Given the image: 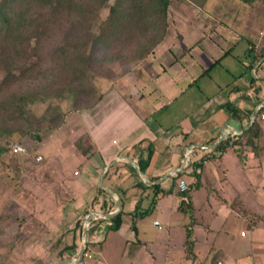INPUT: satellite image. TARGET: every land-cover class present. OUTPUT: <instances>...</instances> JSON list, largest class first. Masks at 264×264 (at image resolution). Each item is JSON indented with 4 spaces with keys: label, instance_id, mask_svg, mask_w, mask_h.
I'll list each match as a JSON object with an SVG mask.
<instances>
[{
    "label": "crops",
    "instance_id": "obj_1",
    "mask_svg": "<svg viewBox=\"0 0 264 264\" xmlns=\"http://www.w3.org/2000/svg\"><path fill=\"white\" fill-rule=\"evenodd\" d=\"M209 3L210 0H173L167 34L154 51L109 82L105 95L94 106L66 115L56 133L43 140L37 158L44 163L32 172L30 169L28 182L22 183L29 213L27 242L20 243L16 250L25 252V264L174 262L176 256L166 230L156 237L149 235L146 228L141 230L142 217L136 219V232L131 227L134 210L148 207L153 195L151 187L144 189L137 184L142 179L150 186L151 178L159 177L154 183L168 189L173 183L170 173L187 160L175 189L162 195L153 210L159 215L152 225L161 229L155 221L170 223L173 207L179 208V181H195L194 167L211 153L213 144L238 138L253 123L256 109L264 102V56L256 58L260 55L255 46L264 24V4L242 0H214L216 4L210 6ZM256 86L263 98L259 104ZM227 103L244 111L254 108V114L234 118L225 107ZM213 139L215 142L210 143ZM149 146L153 155L143 173L138 161L140 156L147 157ZM261 147L259 166L253 163L249 147L244 161L232 147L222 154L217 152L213 160L206 159L199 189L212 193L213 187H222L230 198L236 194V200L243 187L235 181L250 183L253 190L247 189L249 194L256 202H263L264 143ZM22 154L27 155L28 151ZM30 167L32 163L27 162V169ZM167 174L170 175L165 177ZM116 199L124 210L121 227L109 229L113 216H94L88 224L86 250L80 258L86 216L111 212L117 207ZM230 211L227 218L232 215ZM242 212L241 209L238 213ZM249 220L250 234L244 246L246 261L239 262L236 252L241 247L229 232L227 239L233 247L224 257L218 253L226 249L220 235L210 246L209 255L216 253V264H264L260 251L264 243L263 220ZM202 225L197 220L194 226L195 244L203 240V235L196 236L195 229ZM131 246H135L132 257ZM16 260V254L10 255L1 264H15ZM193 264L206 263L198 259Z\"/></svg>",
    "mask_w": 264,
    "mask_h": 264
},
{
    "label": "rangeland",
    "instance_id": "obj_2",
    "mask_svg": "<svg viewBox=\"0 0 264 264\" xmlns=\"http://www.w3.org/2000/svg\"><path fill=\"white\" fill-rule=\"evenodd\" d=\"M211 4L216 3L210 0L209 6ZM12 7L13 11L10 13L13 20L21 16L26 21L21 28L11 31L0 20V264L7 261L10 255L15 254L17 255L15 264H25L23 256L25 252L16 250L20 243L27 242L25 230L29 213L24 202L26 198L22 196L24 189L22 183L28 182L30 169L32 172L34 167L38 168L44 163L37 158L41 154L43 140L58 130L48 126L47 110L51 106L59 105L63 112L71 113L70 101L57 95L66 83L61 78H57L55 73L60 69L56 66L58 49L66 44V33L78 16L74 11L64 7L55 12L51 5L38 0H14ZM174 13L171 12V17L175 16ZM103 14V16L108 14L107 9ZM138 38L139 36L124 37L125 47L121 59L105 63L99 69L104 72L111 70L120 77L139 64L142 60H137L135 57ZM255 46L258 55L264 56V24ZM263 67H260L259 71H262ZM107 82L105 78L99 82L102 90L107 89L109 84ZM83 96L89 98L91 94L86 91L83 92ZM263 115L264 112L260 116L262 123V131L258 139L260 146L264 143ZM15 144L25 146L28 154L13 152ZM253 160L255 165L261 164L259 158L254 157ZM27 162H31L33 167L27 169ZM236 183H240L241 188L243 187L239 199L234 200L236 194L231 193V198L228 193L225 195L222 187H213L212 193L204 188L196 189L193 191V211L185 213L173 207L171 222H164L165 224L160 222L161 229L153 227L152 222L158 217L159 212L152 211L142 217L141 230L146 228L153 237L163 234L166 230L171 241V251L176 256L172 264H193L198 259H204L206 264H216L215 252L209 255L210 246L214 238L220 235L221 243L226 249L218 253L220 257H224L233 247L228 240L230 232L241 247L236 252L239 254L237 258L239 262H244L248 258L244 246L250 234L249 217L262 219L264 228V199L263 202H256L253 199L249 190L247 191L253 188L250 183L235 181ZM144 199L147 200L146 196ZM232 205L235 207L233 208ZM241 209L243 212L247 209L253 213L248 214L249 217L240 215L238 212H241ZM229 210H231L229 214L232 215L227 218ZM197 220L202 221L203 225L195 228L196 236L203 235V240L199 238L202 242L194 244V249L199 255L197 253L195 260H192L186 257L184 248L187 238L185 224ZM208 228L210 231H207ZM242 232L247 236H243ZM134 247H130V257L135 254ZM260 251L264 254V243Z\"/></svg>",
    "mask_w": 264,
    "mask_h": 264
},
{
    "label": "trees",
    "instance_id": "obj_3",
    "mask_svg": "<svg viewBox=\"0 0 264 264\" xmlns=\"http://www.w3.org/2000/svg\"><path fill=\"white\" fill-rule=\"evenodd\" d=\"M14 0H0V20L9 30L21 28L25 19L13 20L11 11H13L12 2ZM49 4L53 10L59 11L62 7L69 11L77 13L78 19L71 24L66 33V44L58 50L59 54L57 65L60 69L55 73L57 78H61L66 86L60 90L57 95L66 98L71 103L70 111H78L94 106L105 95V90L101 89L99 82L102 79L111 82L119 77L113 71H101L99 68L109 62H116L122 57V50L125 47L124 37L133 38L139 36L135 47V57L137 60L145 59L151 54L157 45L165 38L169 28V8L173 0H38ZM204 1V0H203ZM248 4L258 1L264 3V0H242ZM108 14L103 16L104 10ZM69 47L71 49H69ZM118 50V51H115ZM253 53L255 48L253 46ZM263 57L257 56L256 58ZM254 65V62H253ZM98 80V81H97ZM107 82V83H108ZM89 92L91 96L86 98L83 92ZM256 103L259 104L263 98L258 94L260 87L254 88ZM226 109L234 118H242V114L251 117L254 114L252 110H241L240 108L227 103ZM264 112V105L260 107L257 118L248 129H245L238 138L230 140L228 138L218 144L211 150L207 156H203L198 164L195 165L192 176L195 181L188 184V189L182 191L179 188L178 194L182 197L179 210L188 213L193 211L192 192L202 186L201 174L206 159L213 160L217 152L222 154L227 148H234L242 161L246 157V147L253 152V158H260L262 147L258 144V139L262 131L261 114ZM48 126L59 128L64 122L68 112H63L57 105L50 107L46 113ZM36 136V135H35ZM215 142V139L210 143ZM137 147H139L137 145ZM153 155V149L149 146V152L146 158L140 156L139 169L145 172L150 159ZM134 173L138 175L133 168ZM184 175V171H179L172 175L173 183L170 188H163L161 183H154L159 177L151 178L152 185L147 186L142 179L137 184L144 189L151 187L153 190L152 200L148 207H138L134 211V218L131 227L137 231L136 219L144 217L151 213L160 197L172 193L176 187L177 180ZM139 177V175H138ZM103 189V188H102ZM104 190V189H103ZM105 191V190H104ZM126 191V190H125ZM107 210V209H106ZM109 211V210H108ZM124 210L111 218L109 229L118 230L123 223ZM244 214H248L245 210ZM197 221L190 222L187 225V238L185 240L186 257L195 260L197 253L194 249L196 237L194 235V226Z\"/></svg>",
    "mask_w": 264,
    "mask_h": 264
},
{
    "label": "water",
    "instance_id": "obj_4",
    "mask_svg": "<svg viewBox=\"0 0 264 264\" xmlns=\"http://www.w3.org/2000/svg\"><path fill=\"white\" fill-rule=\"evenodd\" d=\"M262 105H264V102H262ZM259 109H260V107H258L256 109L255 115L253 117V121L256 119L257 114L259 112ZM218 143L219 142L213 144L212 147H215ZM186 161L187 160H185V162L183 163V165L180 168L174 170L170 174H176L177 172L181 171L184 168V166L186 164ZM170 174L165 175V177H168ZM116 204H117V207L114 210H112L111 212H109V213L92 212V213H90V214H88L86 216L85 221H84V225H83V233H84L85 242H84V245H83V247L81 249L80 258L83 257V255L85 253V250H86V243H87V240H88V224H89L90 220L96 215H103V216L104 215H107V216H115V215H117L121 211L122 205H121V201L119 199H116Z\"/></svg>",
    "mask_w": 264,
    "mask_h": 264
},
{
    "label": "built area",
    "instance_id": "obj_5",
    "mask_svg": "<svg viewBox=\"0 0 264 264\" xmlns=\"http://www.w3.org/2000/svg\"><path fill=\"white\" fill-rule=\"evenodd\" d=\"M26 150H27L26 147L21 145V144H15L13 147V152H15V153H22V152H25ZM179 188L182 191L187 190L188 189V183L185 180L181 179L179 181ZM155 226L161 227V223L159 221H155ZM254 264H258V263H254Z\"/></svg>",
    "mask_w": 264,
    "mask_h": 264
}]
</instances>
